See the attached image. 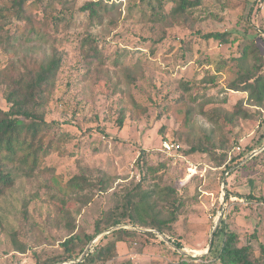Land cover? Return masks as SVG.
Returning <instances> with one entry per match:
<instances>
[{
  "label": "rangeland",
  "instance_id": "374dc122",
  "mask_svg": "<svg viewBox=\"0 0 264 264\" xmlns=\"http://www.w3.org/2000/svg\"><path fill=\"white\" fill-rule=\"evenodd\" d=\"M98 1L30 0L28 21L15 18L14 0H0V110H9L6 73L63 60L39 113L54 145L34 173L12 169L16 185L0 201V264H76L97 229L118 256L96 264H206L192 259L207 255L221 226L263 261L264 153L252 154L264 145V108L228 86L255 65L240 59L249 41L264 60V2L200 0L182 17L170 16L177 4L161 9L156 0L105 2L96 18L82 11ZM212 33L237 43L203 39ZM198 144L212 155L190 154ZM222 154L234 160L227 174ZM75 177L85 182L71 189ZM170 190L182 205L167 236L132 229L131 207L142 198L161 220L171 217ZM115 220L127 234H110ZM72 232L80 258L65 263L61 245Z\"/></svg>",
  "mask_w": 264,
  "mask_h": 264
},
{
  "label": "trees",
  "instance_id": "16d2710c",
  "mask_svg": "<svg viewBox=\"0 0 264 264\" xmlns=\"http://www.w3.org/2000/svg\"><path fill=\"white\" fill-rule=\"evenodd\" d=\"M30 0H14V6L17 8L16 19H25L29 21L27 13L32 4L27 5ZM122 2L123 0H100L98 2H90L86 4L82 11L88 13L90 17H98V10L101 9L105 2ZM159 7L164 9V4L170 2L177 4L172 9L170 16L182 17L192 9L200 7V0H156ZM264 2V0H260ZM4 11L0 10V19H4ZM35 28L32 29V35H39ZM7 33L10 30L6 31ZM18 40V37L15 38ZM205 41L213 40L220 45H235L237 40H232L231 33H212L203 36ZM13 36L10 34L6 38V43L10 44ZM249 41V40H248ZM250 45H246L242 50L240 59L248 60L252 57L255 65L251 70L239 76V79L228 86V90L247 94L248 103L258 109L264 108V60L256 46V41L252 40ZM92 57L97 56V50H91ZM94 58H92L93 60ZM63 60L54 58L48 64L35 65L31 64L25 68V71L14 75L6 73L5 79L7 84L6 101L9 106L8 111L0 110V201L9 191L16 185V178L12 174V169L16 167H25L31 174L34 173L41 164V155L54 145L52 139V127L39 117L40 111L44 107L46 98L50 97L56 87L57 76L61 70ZM246 117L248 113L243 112ZM120 126L123 122L120 121ZM66 135H63L61 141ZM264 148V145L262 146ZM256 151L253 152V154ZM145 153V152H144ZM192 155L203 154L212 155L210 150L202 144L192 145L189 152ZM264 151L260 154H263ZM252 154V155H253ZM258 156V155H257ZM254 156V157H257ZM253 157V158H254ZM228 157V154L220 155L217 160L218 167H225L226 174L232 169L234 160ZM85 182L79 177L73 178L70 182L71 189L80 188ZM175 193L173 206L175 210L171 213V217L167 220H161L152 214L148 209L144 198L138 204H132L129 222L133 228L145 229L150 231L149 236L157 238L159 236H167V232L171 230V226L178 220L177 211L182 205L180 199L176 198ZM122 225L120 220L109 223L106 229H112L110 234L124 235L128 232L123 229H117ZM156 235H155V233ZM102 229H97L94 236L87 238V244L93 243L96 238L102 236ZM107 236H102L100 240L90 248L87 256L81 262L76 264H96L97 262H109L117 258V245L111 244L103 246L102 242ZM215 240L206 256L200 259H192L205 261L206 264H264V246L260 247L263 261L254 258L251 247L240 246L239 237L221 226L218 232L214 234ZM171 242V240H169ZM82 243L79 236L71 233V237L61 247L64 249L67 259L65 263L77 261L75 246ZM177 251L183 250L180 244H173ZM97 250V254L93 255L91 251ZM75 264V263H74ZM181 264H192L182 262Z\"/></svg>",
  "mask_w": 264,
  "mask_h": 264
},
{
  "label": "built area",
  "instance_id": "2783aa9c",
  "mask_svg": "<svg viewBox=\"0 0 264 264\" xmlns=\"http://www.w3.org/2000/svg\"><path fill=\"white\" fill-rule=\"evenodd\" d=\"M164 147H165V149L168 151V152H172V151H174V150H178V148H177V146L175 145V144H169V143H166L165 145H164ZM238 151H240V148H238ZM264 151V148H262L261 150H259V151H256L253 155H255V156H257L258 154H260V153H262ZM252 155V156H253ZM92 244H94V243H92Z\"/></svg>",
  "mask_w": 264,
  "mask_h": 264
},
{
  "label": "water",
  "instance_id": "95a60500",
  "mask_svg": "<svg viewBox=\"0 0 264 264\" xmlns=\"http://www.w3.org/2000/svg\"><path fill=\"white\" fill-rule=\"evenodd\" d=\"M256 155V154H255ZM255 155H253L252 157H254ZM222 216H223V214H222ZM120 228V227H119ZM123 228V227H122ZM217 228H218V226H217ZM217 228H216V230H217ZM132 229H134V230H137V231H139L138 229H135V228H132ZM94 243V242H93ZM212 243H213V238H212V240H211V243H210V245H209V248H208V252H207V254L209 253V251H210V249H211V247H212ZM91 246H92V244H91ZM91 246L88 248V250H87V252L89 251V249L91 248ZM86 255V254H85ZM85 257V256H84ZM77 263H79V262H77Z\"/></svg>",
  "mask_w": 264,
  "mask_h": 264
}]
</instances>
